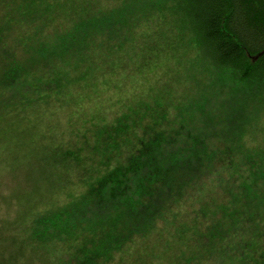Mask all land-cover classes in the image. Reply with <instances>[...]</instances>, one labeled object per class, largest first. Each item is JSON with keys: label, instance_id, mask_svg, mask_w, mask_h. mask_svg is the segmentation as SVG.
Returning a JSON list of instances; mask_svg holds the SVG:
<instances>
[{"label": "trees", "instance_id": "obj_1", "mask_svg": "<svg viewBox=\"0 0 264 264\" xmlns=\"http://www.w3.org/2000/svg\"><path fill=\"white\" fill-rule=\"evenodd\" d=\"M134 17L147 29L130 31ZM50 28L54 38L45 34ZM116 34L119 42L105 38ZM0 53L18 89L5 109L22 102L30 113L74 89L76 97L85 96L89 86L110 77L131 78L163 65L168 86L119 113L103 146L104 161L93 160L95 149L86 157L66 150L50 160L99 164L105 172L87 181L85 195L93 202L110 190V211L134 220L147 235L138 245L141 258L149 257L146 245L152 243L153 259L169 264H264V0H159L151 6L127 0L104 13L77 0H0ZM47 59L55 61L52 72L24 71L22 61ZM105 65L111 71L101 77ZM53 80L55 88L44 82ZM213 165L220 170L219 195L208 184L189 202L185 181L198 182ZM133 174L140 179L131 190L149 197L146 202L124 199ZM69 212L37 217L30 240L60 254L84 244L80 264H93L91 256L100 254L86 250V234L111 235L105 224L81 229L65 223ZM61 262L60 256L49 264ZM95 264L111 261L100 256Z\"/></svg>", "mask_w": 264, "mask_h": 264}, {"label": "rangeland", "instance_id": "obj_2", "mask_svg": "<svg viewBox=\"0 0 264 264\" xmlns=\"http://www.w3.org/2000/svg\"><path fill=\"white\" fill-rule=\"evenodd\" d=\"M168 62L165 59L166 65ZM159 68L148 69L131 78L110 77L112 79L107 84L98 82L94 87L89 86L85 96L76 97L77 89H74L71 95L67 93L60 100H48L42 104L44 107L40 112L30 113L22 102L5 109L3 143L6 147L4 172L0 176V230L5 239L0 264H49L50 259L60 258L58 251L53 253L52 246L35 240L32 242L29 237L33 220L38 217L35 209L39 207L41 187L50 178L58 177L66 165L73 163V159L54 162L50 156H61L66 150H75L86 157L94 154L92 150L95 149L99 154L94 155L93 160L104 161L103 146L112 136L109 134L111 126L119 113L127 111L131 101L135 106L151 98L145 93H158V78L163 79L166 71L162 70L163 74H160L163 67ZM154 97L157 99L156 95ZM111 141L115 143V140ZM84 159L77 166L90 169L87 176L89 184L98 180L105 171L99 169V164H89ZM152 245L147 243L149 257L145 258L140 257L138 246L132 249L136 264H169L165 260L153 259L156 253ZM178 247V244L173 245V249ZM124 261L127 264V258Z\"/></svg>", "mask_w": 264, "mask_h": 264}, {"label": "snow or ice", "instance_id": "obj_3", "mask_svg": "<svg viewBox=\"0 0 264 264\" xmlns=\"http://www.w3.org/2000/svg\"><path fill=\"white\" fill-rule=\"evenodd\" d=\"M39 2V0H37ZM45 3H49V0H44ZM79 3L88 4L94 7L97 12L104 13L110 9L124 5L127 0H77ZM141 6L149 5L159 2V0H136ZM155 19V17H153ZM147 22H141L139 18H133L129 23L130 31H140L147 29ZM45 34L54 38V29H47ZM106 39L116 40L119 42L120 34L106 35ZM142 46H143V42ZM22 63L28 66L24 68V71L32 75H43L53 71V64L55 63L52 59L44 60L38 64H32L30 61H22ZM6 59L2 53H0V176L4 172V155L5 145L3 143L4 137V121H5V106L15 96L18 90L9 79V73L7 72ZM163 67V65H161ZM111 71V66L105 65L102 70H98V75L103 77L107 72ZM169 76L173 77V80L177 77L169 72ZM158 86L167 87L163 79H159ZM50 83L53 88L56 86V81H44ZM157 86V87H158ZM211 107V105H209ZM264 113V110H262ZM260 128L264 133V114L261 115ZM261 144H264V135L261 136ZM116 166H119L120 161H113ZM90 169L82 165H66L64 171L58 174L56 178H50L41 187L39 197V207L35 209L37 216L42 217L52 210L56 209L60 212H69L64 217V222L73 225L78 228H86L94 223L105 224L107 230L111 235V239H105L103 234H86L87 235V251L92 253H99L100 255H92L91 259L93 264L103 256L105 260L111 261V264H124L125 258H127V264H136L134 257L131 255L132 249L147 239V235L142 230H137L135 221L130 218H119L110 211L113 207V201L111 198L110 190H105L102 196L93 197V202L89 201V198L85 195L87 186V176ZM248 173H245L247 176ZM140 177L137 174H133L128 183L130 191L125 200H143L146 202L149 197L143 196L131 189L135 188ZM239 183V181H236ZM210 184L213 190L219 195L220 189L216 188V185L221 184L220 170L215 165L211 167H205L203 169V175L200 177L198 182L187 179L185 181V198L189 199L194 196L202 195L199 191L201 187H205ZM206 195V193H203ZM259 194L264 197V173L260 177V191ZM119 206V205H118ZM171 206L176 210L180 209V205L175 201L172 202ZM0 215H2V209H0ZM152 229L154 232H159L160 229L156 227L155 221L153 222ZM4 235L0 230V255L3 254V242ZM85 250L84 244H77V246L70 251L59 254L62 257L61 264H80V260Z\"/></svg>", "mask_w": 264, "mask_h": 264}]
</instances>
